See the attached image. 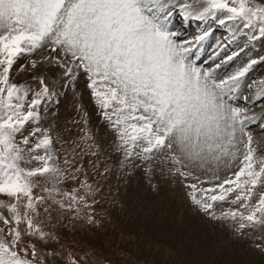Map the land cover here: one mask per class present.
<instances>
[{
  "label": "snow or ice",
  "instance_id": "6c2138e0",
  "mask_svg": "<svg viewBox=\"0 0 264 264\" xmlns=\"http://www.w3.org/2000/svg\"><path fill=\"white\" fill-rule=\"evenodd\" d=\"M177 14L183 21L212 20L229 37L202 63L211 31L182 39L171 25ZM241 32L251 41L264 39V2L0 0V264H46L49 254L37 242L56 239L43 226L52 205L77 216L92 208L88 197L94 189L87 177L71 191L61 187L77 177L74 159L66 157L68 167H61L51 129L41 126V109L47 112L54 93L43 77H34L41 85L36 91L10 79L18 59L40 51L56 55L30 59L31 69L51 61L70 82L86 77L126 160L170 165L174 175L194 181L185 185L188 196L211 219L230 221L240 234L264 230V155L257 154L247 131L255 115L232 102L264 57L235 64L243 49L231 51L229 45ZM27 67L20 65L18 71ZM244 99L264 111V81L251 100ZM86 139L93 137L86 134ZM32 161L40 166H24ZM237 161L238 170L221 180V167ZM38 187L45 195L36 194ZM224 203L238 207L218 213ZM87 219L91 223L94 217ZM70 264L79 261L73 258Z\"/></svg>",
  "mask_w": 264,
  "mask_h": 264
},
{
  "label": "rangeland",
  "instance_id": "374dc122",
  "mask_svg": "<svg viewBox=\"0 0 264 264\" xmlns=\"http://www.w3.org/2000/svg\"><path fill=\"white\" fill-rule=\"evenodd\" d=\"M187 23L188 21H183V17L179 14L171 21L173 30L182 33V39H189L204 29L210 30L216 24L212 20L190 21L192 27ZM217 26L226 31L224 26L218 24ZM218 30L216 32L210 30L212 35L205 43L202 63L211 56L217 43L225 40L219 37ZM228 37L229 33L226 34L227 39ZM233 43L229 46L231 51L243 49L235 62L236 65L246 62L249 58L264 57V39L251 41L241 32ZM48 55L56 54L40 51L32 57L18 59L13 65L10 79L17 84H27L36 91L41 85L39 79L34 77L44 78V83L52 90L54 97L48 104L46 113L43 107L41 109L44 115L41 126L51 129L61 167H68L63 163L66 157L74 159L71 167L77 177L76 180H65L61 187L64 191H71L78 188L87 177L94 194L88 197L92 208L79 216L74 212H62L56 205H52V216L45 220L43 226L46 231L53 233L56 239L47 243L37 242V247L43 253L49 254L46 255V264H70L73 258L79 261V264H254L260 259L264 261V248L256 247L257 244H264V239H260L264 235V230L245 229L244 234H240L230 221H223V224H220V227L226 225V234L205 227L207 229L203 231L204 234L198 236L199 238H189L182 234L167 236L164 231L147 230L148 225L143 224L145 218L151 216V209L148 206L156 195L161 194L158 204L167 198L164 193L167 190L164 189L163 184L168 185V183L162 178L169 177L172 181L171 186L174 184L173 186L179 187L187 202L182 204L183 208L180 210L168 207L165 211L167 215L185 216L187 212L193 217L199 216L200 222L203 220L209 225L217 223L196 207L189 198V189L185 185L194 181H184L183 178L174 175L168 170L170 167L168 164L143 161L139 158L125 159L123 152L117 150L116 133L104 119L95 101L89 100L90 91L86 77H78L74 83H70L72 87L64 88L61 86V81L67 78L62 75L63 70L51 61L38 64L36 69H31L30 59L40 61ZM20 65H28V67L24 71H18ZM207 66L208 64H205V67ZM234 66H230L229 70ZM260 81H264V63L256 65L248 74L245 86L233 96L232 102L242 108L250 109L255 115L253 121L257 123L248 124L247 131L251 132L256 142L257 154L264 155V111H261V107L256 103H249L244 99L247 96L251 100L252 93ZM248 84L252 87H247ZM82 88L86 89L83 94L80 92ZM30 96L31 94L29 100L32 98ZM84 118L89 119L91 124L90 133H87L93 137L87 143L93 145L90 150L86 147V142L89 141L86 135L76 134L82 128L80 122ZM91 152L96 154L92 155ZM238 164L239 161L231 168L221 167L218 173L221 180L237 171ZM24 166L32 168L40 164L32 161ZM76 168L82 170L75 172ZM198 174L202 179L206 178L203 173ZM35 192L37 195H45L40 187L35 189ZM78 194H83V189ZM170 195L174 201L178 198L172 191ZM230 206L238 207L224 203L222 206H217V211L219 213L221 208L227 209ZM171 207L173 208L174 204ZM191 212L194 214L192 215ZM88 215L94 217L91 223L87 219ZM175 223L177 224L173 225L181 226L179 220Z\"/></svg>",
  "mask_w": 264,
  "mask_h": 264
},
{
  "label": "bare ground",
  "instance_id": "6f19581e",
  "mask_svg": "<svg viewBox=\"0 0 264 264\" xmlns=\"http://www.w3.org/2000/svg\"><path fill=\"white\" fill-rule=\"evenodd\" d=\"M162 175H163V173H161V176ZM168 176H170V175H168ZM169 178L168 179L162 178V179H164V182L168 183V185L163 184L165 186L164 189L167 190L164 192V193H166L167 198H164L163 202L158 204V202L161 200V198H160L161 194L159 196L156 195L155 196L156 198L153 197L151 199L150 205L148 206L151 209V212H150L151 216L146 217V218L144 216L145 220H144V224H143L145 226L148 225L147 230H149L151 232H155L157 230L158 231H164L165 234H167V236H169V235L180 236V234H182V235L187 236L189 238H199L198 236H201L202 234H204L203 231L206 230L207 228L217 229L218 233L220 232L221 234H223V233L226 234V225L224 224L222 227H220V224H223L222 223L223 221H220V220L219 221L214 220V222L217 223L216 225H212L211 223L209 225V224L204 223L205 221H203V220H202V222H200L201 219L200 220L198 219L199 216L193 217V216H191V214H189V213L187 214V212H186L185 216H182V215L180 216L179 214L178 215L176 214V216L174 215L171 217V214L167 215L165 213V211H166V209H168V207H170L173 210L174 209L180 210L181 208H183V207H181L182 204L187 202V200L182 196V191H180L181 189L179 187L173 186L174 184L171 186L172 181H171V178L170 179ZM172 178H174V177H172ZM173 182H174V179H173ZM170 190L172 192H174L178 197L177 199H175V201L170 195V193H171ZM172 204H174L173 208L171 207ZM170 211L172 213V210H170ZM186 211H189V210H186ZM174 212L177 213V211H174ZM193 214L194 213H192V215ZM198 215H200V214H198ZM177 220H179L181 222L180 227L173 225V224H177V223H175ZM205 227H207V228H205ZM195 240H197V239H195ZM257 255H259V254H257ZM255 257H256V255H255ZM257 258L259 259V257H257ZM254 262H256V261H254ZM254 264H264V261L262 259H260Z\"/></svg>",
  "mask_w": 264,
  "mask_h": 264
}]
</instances>
